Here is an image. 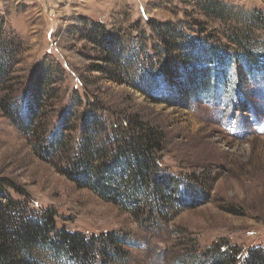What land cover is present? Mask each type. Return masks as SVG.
I'll use <instances>...</instances> for the list:
<instances>
[{
    "label": "rangeland",
    "instance_id": "374dc122",
    "mask_svg": "<svg viewBox=\"0 0 264 264\" xmlns=\"http://www.w3.org/2000/svg\"><path fill=\"white\" fill-rule=\"evenodd\" d=\"M202 1L0 0L4 32L16 44L12 89L0 90V100L11 95L24 115L40 70L50 67L53 98L40 107L48 137L67 111L75 141L87 111L110 134L149 126L164 136L161 169L182 181L180 205L159 211L148 201L132 213L40 159L0 107V202L17 204L21 214L47 209L58 229L87 237L115 232L126 255L112 264H207L216 248L233 257L264 248V75L246 70L233 43L241 38L264 53V0H221V18L206 14ZM171 35L179 49L162 42ZM192 43L219 44L233 63L214 93L180 99L187 74L181 55ZM22 257L82 264L44 245Z\"/></svg>",
    "mask_w": 264,
    "mask_h": 264
},
{
    "label": "trees",
    "instance_id": "16d2710c",
    "mask_svg": "<svg viewBox=\"0 0 264 264\" xmlns=\"http://www.w3.org/2000/svg\"><path fill=\"white\" fill-rule=\"evenodd\" d=\"M226 6L221 0L202 1L204 12L215 15V18H221L219 13ZM258 15L259 12L252 13L257 20ZM100 29L101 26L95 24L92 31L98 42L103 43ZM174 37L177 38L175 35H171V38L162 37L167 49H179V45L169 43ZM233 43L239 50V59L246 70L251 74L264 75V53L254 51L241 38ZM15 46V42L6 36L4 20L0 16V90L12 89L10 83L14 80V69L11 49ZM191 46L181 55L182 61L187 64V74L183 79V87L178 90L180 99L195 97L203 92L214 93L218 86L226 84L227 72L233 63L234 54L219 44L204 47L192 43ZM50 78V67H42L36 79L34 94L32 98L26 99L28 110L24 115L18 112L19 103L9 101L11 95L9 99L0 100L2 110L27 136L40 159L50 163L78 188H87L101 199L120 205L132 213L148 201L159 211L170 205H180L182 181L165 173L159 165L158 154L163 149L164 141L161 132L136 124L125 130L116 127L110 134L106 132L102 117L87 111L82 116L80 134L75 141L71 136L74 129L69 126L74 113L67 111L63 114L59 128L48 137V123L41 121L40 107L44 97L53 98L48 89ZM158 100L169 102L167 98ZM188 187L191 191L192 187ZM10 207L14 208L13 211L9 210ZM19 211L17 204L0 202V264H39L34 259L22 257L24 252H29L31 247L37 245L73 257L82 264H112L117 258L126 255L122 246L124 241L113 231L87 237L78 231L58 229L54 215L47 209L39 215L21 214ZM225 251V248H216L215 255L207 264H264L263 247H253L234 257L233 252Z\"/></svg>",
    "mask_w": 264,
    "mask_h": 264
}]
</instances>
